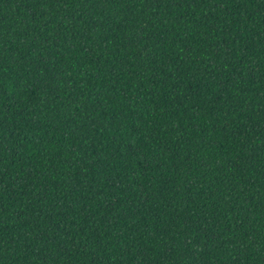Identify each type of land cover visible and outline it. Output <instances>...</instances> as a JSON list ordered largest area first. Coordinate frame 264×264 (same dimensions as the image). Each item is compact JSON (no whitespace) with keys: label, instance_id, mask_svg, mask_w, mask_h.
Instances as JSON below:
<instances>
[{"label":"trees","instance_id":"16d2710c","mask_svg":"<svg viewBox=\"0 0 264 264\" xmlns=\"http://www.w3.org/2000/svg\"><path fill=\"white\" fill-rule=\"evenodd\" d=\"M0 264H264V0H0Z\"/></svg>","mask_w":264,"mask_h":264}]
</instances>
